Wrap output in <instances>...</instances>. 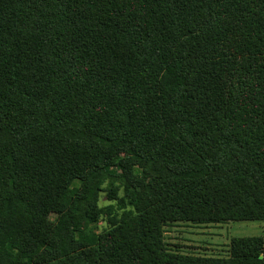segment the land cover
<instances>
[{
	"label": "trees",
	"instance_id": "obj_1",
	"mask_svg": "<svg viewBox=\"0 0 264 264\" xmlns=\"http://www.w3.org/2000/svg\"><path fill=\"white\" fill-rule=\"evenodd\" d=\"M233 221H264V0H0V264H264L166 243Z\"/></svg>",
	"mask_w": 264,
	"mask_h": 264
},
{
	"label": "rangeland",
	"instance_id": "obj_2",
	"mask_svg": "<svg viewBox=\"0 0 264 264\" xmlns=\"http://www.w3.org/2000/svg\"><path fill=\"white\" fill-rule=\"evenodd\" d=\"M99 204L101 206L108 204L105 193H101ZM99 226L102 228L103 222ZM165 230L169 249L206 256H227L229 241L233 237L261 236L264 240V221H233L222 224L175 223L166 226Z\"/></svg>",
	"mask_w": 264,
	"mask_h": 264
}]
</instances>
